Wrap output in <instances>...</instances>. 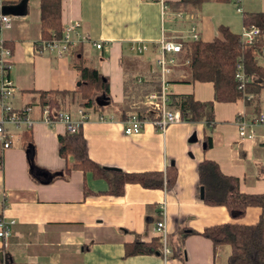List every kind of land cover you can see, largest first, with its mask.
Listing matches in <instances>:
<instances>
[{"label":"crops","instance_id":"1","mask_svg":"<svg viewBox=\"0 0 264 264\" xmlns=\"http://www.w3.org/2000/svg\"><path fill=\"white\" fill-rule=\"evenodd\" d=\"M180 1L64 0L61 11L62 28L78 22L81 35L91 41L80 46L82 54L107 77L110 104L117 105L113 111L109 107L94 110L82 125L89 157L101 166L128 173L174 166V185L165 189L127 183L123 194L114 196L106 192L107 182L89 171L71 170L52 181L36 173L39 180L35 179L28 152L37 168L50 172L62 173L73 162L58 153V136L66 132L65 124H47L36 107L30 129L7 125L12 145L5 149L0 140V215L15 220L9 237L0 241V264H226L229 246L214 248L200 233L215 224L258 222L260 207L249 206L242 218L234 219L225 206L204 203L198 188V164L206 159L216 162L225 175L237 177L241 192L264 193V125L255 126L254 138L242 139L236 124L239 115L254 117L251 105L241 99L215 101L211 127L181 121L161 131L146 123L140 133L125 134L118 121V108L129 112L145 94V83L137 84L135 77L155 70V47L162 38L189 42L193 27L203 42L219 38L220 27L240 35L243 13H264V0H241L242 14L231 1L210 0L199 9ZM9 15L14 19L12 27L1 37L12 50L8 74L16 89L12 106L36 103L38 91H74L79 76L72 56L38 53L34 48L42 40L39 0H29L25 14ZM97 42L104 45L103 50L93 46ZM143 46L146 52H134ZM170 93L192 94L198 101L214 98L211 82H182L176 73L170 78ZM263 95L264 89L260 113H264ZM63 111L77 115V108ZM98 113L115 119L99 121ZM193 134L196 141H190ZM206 135L211 137L209 148L203 147ZM164 201L170 255L125 256V244L136 237L150 242L159 236L156 223ZM174 250H179V256H171Z\"/></svg>","mask_w":264,"mask_h":264},{"label":"trees","instance_id":"2","mask_svg":"<svg viewBox=\"0 0 264 264\" xmlns=\"http://www.w3.org/2000/svg\"><path fill=\"white\" fill-rule=\"evenodd\" d=\"M64 0H39L40 30L42 40L60 38L62 35L61 11ZM210 0H181L180 4L199 9L203 3ZM216 2H230V0H214ZM29 0H17L8 3L2 10L5 14L23 15L27 12ZM242 25L254 26L260 32L259 37L251 46H244L240 42V35L231 32L226 27H220V37L211 42L189 41L182 43L187 62L186 75L182 82L193 83L211 82L214 98L211 101H198L192 94H171L170 107L180 112L186 122H204L209 127L214 124V102H234L243 100L253 107L255 118L260 113V95L264 89V13H243ZM81 46V45H80ZM78 46L71 54L72 65L78 71L80 85L74 91L48 90L38 91L37 103L50 108V115L54 117L63 105L66 96L74 98L81 94L82 107L95 111H104L111 103L109 83L98 69L89 65ZM241 64L244 74L249 79L243 90L238 88L236 78L237 66ZM158 88L156 83H145L143 93ZM245 94H252L247 100ZM105 97L108 105L99 106L96 99ZM33 103H29L31 105ZM135 111L141 118H153L154 112L145 106ZM119 119L126 117L127 110L119 109ZM205 148L211 146V137L204 138ZM58 153L67 160L72 158V164L67 165L65 171L50 172L37 168L33 156L28 152L30 172L33 177L36 173L47 175L46 181L66 176L71 170L89 171L95 178H102L108 184L107 193L120 196L127 183L139 184L145 188H171L176 180V169L168 166L164 171L124 172L111 170L94 162L88 155L87 142L80 129L76 133L65 132L58 136ZM198 188H204L202 200L208 205H223L230 216L240 219L244 216L247 207L258 206L261 214L257 223L244 225L239 223H221L206 227L200 234L208 238L213 247L229 246V255L226 264H264V193L247 194L240 191L239 179L222 173L218 164L212 160H203L198 164ZM192 232V231H191ZM179 250L172 251L171 256H179ZM135 254H158L163 256L160 236L150 242H142L135 238L133 242L125 244V256Z\"/></svg>","mask_w":264,"mask_h":264},{"label":"built area","instance_id":"3","mask_svg":"<svg viewBox=\"0 0 264 264\" xmlns=\"http://www.w3.org/2000/svg\"><path fill=\"white\" fill-rule=\"evenodd\" d=\"M236 7V11L242 14L241 0H230ZM4 0H0V140L3 148H9L12 145L11 134L7 130V125H12L17 129H30L35 120L31 116L34 108H38L41 112L42 119L49 125L55 122H63L66 131L69 133L78 132L82 125L90 120L93 109H85L84 107L77 108V115L74 117L69 112L60 110L55 116L50 115V108L40 103H33L21 108H15L11 104V99L15 92V86L9 78V71L12 66V50L7 46L3 40L2 33L12 27L13 16L2 12ZM178 14V17H181ZM80 23L74 22L63 27L60 38H52L50 40H40L34 46L38 53H54L57 56L71 55L72 52L80 45L91 42L88 38L80 33ZM191 41H198L199 37L196 35V30L191 29ZM260 32L254 26L244 27L240 33V42L244 46H251L259 37ZM182 41V40H181ZM93 46L101 51L104 45L101 42L93 43ZM136 54H142L147 51V47H139L133 49ZM156 52V68L150 74H141L135 77V82L142 85L146 82L158 84V88L143 96L132 104V109L126 113L124 119H118L121 123L125 134L140 133L146 123L153 124L156 128L164 131L167 126L184 121L178 110L170 107V76L173 72V66L176 64L175 57L185 55L182 43L174 40H167L162 38L155 47ZM264 54V53H263ZM236 78L239 82L238 88L243 90L249 79L244 74L242 65L237 66ZM247 100L252 98V94L244 95ZM140 106H145L154 112L153 118H141L135 111ZM90 110L91 112H89ZM97 120L109 121L114 120L113 116H107L103 113H98ZM236 124L239 130L240 138L252 139L255 137V126L264 125V113H260L255 118H247L239 115L236 118ZM159 214L161 219L156 223V230L159 233L162 242L163 257L170 255L171 249L167 243V229H166V202H162L159 206ZM15 223L13 219H6L0 215V241H5L10 233L11 227Z\"/></svg>","mask_w":264,"mask_h":264},{"label":"rangeland","instance_id":"4","mask_svg":"<svg viewBox=\"0 0 264 264\" xmlns=\"http://www.w3.org/2000/svg\"><path fill=\"white\" fill-rule=\"evenodd\" d=\"M175 60H176V64L173 66V72L170 76V78H172L173 74H177V77L179 79H183L187 73L186 71V66H187V62H186V59L184 57V55H179V56H176L175 57ZM155 67H156V63H155ZM262 100H264V95L262 96ZM85 100H83V98L81 97V94H75L74 95V98H71L70 96H66L63 100V105H62V108L61 110H68V109H72V108H78V107H82L83 105V102ZM107 107H109V110L110 111H113L116 109L117 105H113V104H109ZM264 108V106H263ZM119 109L118 108V112H119ZM264 110V109H263ZM264 112V111H263Z\"/></svg>","mask_w":264,"mask_h":264},{"label":"water","instance_id":"5","mask_svg":"<svg viewBox=\"0 0 264 264\" xmlns=\"http://www.w3.org/2000/svg\"><path fill=\"white\" fill-rule=\"evenodd\" d=\"M80 81L77 82V85L79 86L80 85ZM97 103L99 106H106L108 105V99H105V97H102V98H97L96 99ZM190 141H196V136L195 134H193V138L190 139ZM203 147H205V144H203ZM108 169H111V170H116V168H108ZM203 195H204V188L201 187L200 188V198H203Z\"/></svg>","mask_w":264,"mask_h":264}]
</instances>
